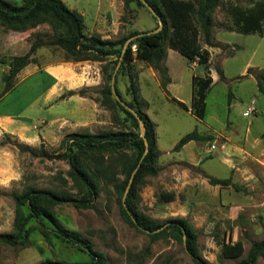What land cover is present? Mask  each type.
<instances>
[{"label": "rangeland", "instance_id": "obj_1", "mask_svg": "<svg viewBox=\"0 0 264 264\" xmlns=\"http://www.w3.org/2000/svg\"><path fill=\"white\" fill-rule=\"evenodd\" d=\"M9 1L22 5V0ZM63 1L70 9L84 15L86 35L100 31L104 37L109 35L118 39L131 32H150L159 27L156 17L136 1L128 7L123 0ZM258 3L264 4V0H220L212 14L211 46L200 40L207 53L206 64H200L198 60L190 62L179 52L167 49L170 71L165 75L142 61H134L123 68L120 63L116 73L115 84L125 102L133 100L129 90L132 82L139 95L149 102L146 113L157 125L156 139L161 150L156 164L159 173L144 176V183L138 187L134 200L135 206L141 214L162 226L168 227L169 220L186 219L197 233L199 254L206 264H237L240 261L241 257L219 259L224 242L241 240L248 251L252 241L264 240V137L261 134L259 141H248L249 130L240 135L232 126L250 128L252 137L264 133V94L259 91L256 78V75L264 74V36L230 31L238 15ZM49 34L51 28L47 24L24 33L5 31L0 27V114H7L6 119L0 117V233L12 231L15 217L12 193L21 192L27 184L45 189L62 187L78 196L67 175L69 164L54 157L63 152L59 148L61 143L50 144L39 136L42 121L52 117L43 93L47 87H52V92L57 90L44 75L48 69L62 65L67 72L71 68L81 73L74 72L71 77H65L75 89H63L61 96L67 98L70 91L88 89L87 96L98 100L95 102L102 110L100 119L103 123L94 130L95 133L130 130L141 135L139 123L137 127L130 119L124 121L125 115L119 109L101 105L100 92L108 85L102 72L105 63L66 60L60 49H38L34 55L36 62L29 64L25 73L22 69L14 78L13 90L3 95V78L9 69V59L26 54L35 39H46ZM165 46L169 47L168 44ZM168 75L174 78L169 90L162 84ZM195 75L197 79L211 80L203 119L195 115L191 104ZM88 83L92 85H86ZM109 85L111 87V81ZM61 96L58 101L63 100ZM172 97L184 100L186 107L173 101ZM248 110L251 113L246 115ZM114 115L120 117L119 121ZM17 126L31 131L35 141L29 135V139L22 141L17 135ZM195 130L209 139L174 151L179 140ZM16 141L36 150L21 151L16 147ZM203 152L206 160L203 165L189 161L198 159ZM223 157L226 158L224 164ZM209 177L229 179L241 190L236 191L232 185H212ZM118 198L112 186L106 185L93 207L62 204L56 206L54 212L62 227L90 239L94 249L106 256L107 264H196L184 239L181 241L176 232L168 231L152 241L148 232L125 218ZM45 223L53 227L49 221L45 220ZM29 227L27 246H0V264L91 261L88 254L73 245L55 237H45L36 222H31ZM258 264H264V257L259 258Z\"/></svg>", "mask_w": 264, "mask_h": 264}, {"label": "trees", "instance_id": "obj_2", "mask_svg": "<svg viewBox=\"0 0 264 264\" xmlns=\"http://www.w3.org/2000/svg\"><path fill=\"white\" fill-rule=\"evenodd\" d=\"M123 1L126 7L134 1L145 7L140 0ZM145 1L156 11L163 22V27L158 33L134 38L123 52L128 39L146 32L135 31L118 39L103 38L100 33L86 35L84 15L75 9H70L63 0H22L21 6L9 0H0V27L5 31L24 33L42 24H47L51 28V34L46 39L41 37L35 39L26 54L12 56L9 59V69L3 78L5 82L3 95L13 90L14 78L18 73L29 64L36 62L34 55L38 49L42 47L60 49L64 52L66 60L76 62L91 60L105 63L102 72L108 85L100 92L101 100L99 101H101V105L119 109L125 115L124 121L130 119L138 127L136 117L121 106L111 92L109 84L116 66L121 63L123 68L126 64L134 61H142L165 75L167 73L165 66L166 44H168V48L179 52L188 61L198 60L200 64H206L208 57L200 44V40L202 39L206 45L211 46L214 28L212 14L220 3V0ZM263 23L264 4L258 3L254 8L244 10L239 14L234 22L235 26L230 27V31L264 36ZM133 46H135V51ZM111 57H115V59L108 60ZM220 77L223 78V75L220 74ZM256 78H258V89L264 94V74L256 75ZM193 81L192 107L195 115L199 119H203L211 80L197 79L194 76ZM168 83H170V79L164 78L163 86L165 87ZM129 90L133 94V100L126 103L137 112L143 121L148 152L145 154L146 146L140 133L130 130H105L99 133L82 132L65 135L59 147L63 152L54 154V157L65 160L69 164L70 169L67 175L73 183V189L77 190L78 196L62 187L45 189L33 184L25 185L21 192L12 193L15 203L14 223L11 232L0 233V246L12 248L27 246L30 242V223L36 222L40 232L45 237L60 239L91 257L90 262L72 264H107L106 256L94 249V244L90 239L61 226L54 209L62 204H70L78 208H91L103 187L111 185L119 197L121 212L131 224L137 226L132 219L133 217L141 228L150 232L149 236L152 241L161 238L168 231L176 232L181 241L185 235L187 251L194 257L195 263L206 264L199 254L197 233L186 219L169 220L167 223L170 225L160 230L162 225L156 224L152 219L141 214L135 206L134 200L137 198L138 187L144 183V176H156L159 173L156 164L161 156V151L157 145L156 124L146 113L149 103L139 95V90L133 82L129 86ZM87 92L88 89L70 91L68 96L78 95L93 99L87 96ZM117 92L121 98L118 88ZM65 97L63 95L61 99ZM95 101L98 102V100ZM177 103L183 108L186 107L180 101ZM114 118L116 121L120 119L118 115H114ZM208 139L198 131H192L179 140L174 151H180L191 141L204 142ZM15 145L24 152L36 150L17 141ZM127 149L131 152H125ZM136 169L124 206L122 199ZM209 182L212 185H232L236 191L241 190L229 179L222 180L209 177ZM45 220L49 221L53 227H48ZM240 257L241 259L237 264H258L259 258L264 257V240L252 241L248 251H245L241 240L235 243L224 242L222 244L219 254L220 260ZM39 264L62 263L45 260ZM162 264L169 263L164 262Z\"/></svg>", "mask_w": 264, "mask_h": 264}, {"label": "crops", "instance_id": "obj_3", "mask_svg": "<svg viewBox=\"0 0 264 264\" xmlns=\"http://www.w3.org/2000/svg\"><path fill=\"white\" fill-rule=\"evenodd\" d=\"M97 33H102L98 31ZM103 38H112L109 35H106V37L103 36ZM170 49V48H167ZM172 50V49H171ZM174 51V50H173ZM177 52V51H176ZM167 56H168V50H167ZM165 66L167 68V71L169 73L170 69L167 65V60L165 62ZM30 65L26 66L21 72L25 73L27 69H29ZM74 69L69 70L67 72V68L62 65H54L50 69L47 70V72L44 73V75L47 77L48 82L51 84V86H55L57 89L55 92H52V87H47L44 91V101L46 104H49V109L52 117L49 120H43V127H39V136L41 139L45 140L47 143L50 144H59L61 143L62 139L65 135L70 133H82V132H90L95 133L94 130L101 127L102 121L100 119V116L102 115L101 108L98 106V104L90 99L85 97H80L78 95H73L70 97H67L63 100H59L58 98L62 95V90H74L75 86L72 85V82H67L65 80V77H71V75L75 72ZM76 70V69H75ZM86 70V69H84ZM75 74H81L76 73ZM196 77V75H195ZM168 78L170 79V83H168L165 87L169 90L170 85L172 84L174 78L168 75ZM194 79V77H193ZM192 79V85H193V93L191 98V104L193 102V96H194V81ZM42 80V78H41ZM90 83V82H89ZM86 84V85H92V84ZM162 86V85H161ZM173 101L177 100L182 103H185L184 100L172 97ZM55 100L54 102H52ZM148 102V101H147ZM176 102V101H175ZM149 103V102H148ZM177 103V102H176ZM150 106V105H149ZM149 108V107H148ZM147 111V110H146ZM1 120L7 118V114H0ZM157 126V125H156ZM234 129L238 132H240V135H244L246 130H249L251 132V135H247V140L257 142L259 141V137L263 132H261L258 136L252 137V131L250 128L242 129L240 126L233 125ZM17 135L24 141V139H29L28 135L31 136L30 139L32 141H35L34 135H31V131L26 130L23 126H17ZM200 133V132H199ZM201 134V133H200ZM203 135V134H202ZM37 136V138H39ZM237 137V135H236ZM235 139H232L234 141ZM191 143H202V141H191L188 144ZM187 145V144H186ZM159 148V147H158ZM161 151V150H160ZM204 152L199 154L198 159L189 160L190 162L195 163H202V165L206 162ZM222 164L225 163L226 158H222ZM235 184V183H234ZM237 185V184H236Z\"/></svg>", "mask_w": 264, "mask_h": 264}, {"label": "water", "instance_id": "obj_4", "mask_svg": "<svg viewBox=\"0 0 264 264\" xmlns=\"http://www.w3.org/2000/svg\"><path fill=\"white\" fill-rule=\"evenodd\" d=\"M145 6H146V8H148V10L152 13V15L154 16V17H156L157 18V20L159 21V27L157 28V29H155V30H153V31H151V32H146V33H140L139 35H136V36H134V37H132V38H130V39H128L127 40V42H126V45H125V48H124V50H123V52L125 51V49H126V46L131 42V40H133L134 38H137V37H139V36H144V35H146V34H152V33H158L161 29H162V27H163V22H162V20L160 19V17L158 16V14L156 13V11L145 1V0H140ZM120 66V63L118 64V66H117V68H116V70H115V72H114V74H113V76H112V80H111V92H112V94H113V97H114V99L116 100V101H118L119 102V104L121 105V106H123L124 108H126L129 112H131L135 117H136V119L138 120V123H139V126H140V132H141V138L144 140V143H145V146H146V150H145V154L148 152V142H147V140H146V137H145V129H144V124H143V121L141 120V118H140V116L137 114V112L134 110V109H132L125 101H123L121 98H120V96L118 95V92H117V88H116V84H115V79H116V73H117V70H118V67ZM144 154V155H145ZM136 171H137V169L136 170H134V172H133V175H132V178L130 179V181H129V185L127 186V188H126V191H125V193H124V196H123V205L125 206V199H126V197H127V194H128V191H129V189H130V185H131V183H132V181H133V176H134V174L136 173ZM132 219H133V221H134V223L140 228V229H142L143 231H145V232H148V233H150L149 231H147L146 229H143V228H141L138 224H137V221L132 217ZM166 226H163L160 230H162V229H164ZM182 230H183V232H185V230L182 228ZM184 242L186 243V236L184 235ZM190 254V253H189ZM190 256L192 257V258H194L191 254H190Z\"/></svg>", "mask_w": 264, "mask_h": 264}, {"label": "built area", "instance_id": "obj_5", "mask_svg": "<svg viewBox=\"0 0 264 264\" xmlns=\"http://www.w3.org/2000/svg\"><path fill=\"white\" fill-rule=\"evenodd\" d=\"M133 50L135 51V46H133ZM251 113V110H248L247 112H246V115H249ZM212 148H214V146H212Z\"/></svg>", "mask_w": 264, "mask_h": 264}]
</instances>
